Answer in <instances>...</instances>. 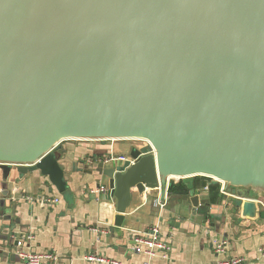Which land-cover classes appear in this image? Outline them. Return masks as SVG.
<instances>
[{
	"label": "water",
	"instance_id": "95a60500",
	"mask_svg": "<svg viewBox=\"0 0 264 264\" xmlns=\"http://www.w3.org/2000/svg\"><path fill=\"white\" fill-rule=\"evenodd\" d=\"M134 139L98 169L116 226L172 179L264 198V0H0L2 186L39 170L67 198L62 142Z\"/></svg>",
	"mask_w": 264,
	"mask_h": 264
},
{
	"label": "crops",
	"instance_id": "0c3cea01",
	"mask_svg": "<svg viewBox=\"0 0 264 264\" xmlns=\"http://www.w3.org/2000/svg\"><path fill=\"white\" fill-rule=\"evenodd\" d=\"M68 141L76 140L62 142L67 198L39 170L21 175L14 167L4 188L0 170V264H24L21 252L58 256L56 263L44 264H106L88 260L90 254L114 264H221L236 257L244 258L242 264H264V198L251 200L262 215L250 218L235 205V197L221 192V184L210 189L211 178H196L194 189L185 194L170 192V183L143 193L133 188L123 224L116 226L117 200L110 192L97 191L101 185L110 189L109 178L98 169L122 163L111 156L130 158L131 149L142 145L129 140H97V145ZM194 195L199 196L196 212ZM155 226L170 242L168 257L149 258L133 250L134 238ZM223 239L228 245L218 253L215 243Z\"/></svg>",
	"mask_w": 264,
	"mask_h": 264
},
{
	"label": "built area",
	"instance_id": "2783aa9c",
	"mask_svg": "<svg viewBox=\"0 0 264 264\" xmlns=\"http://www.w3.org/2000/svg\"><path fill=\"white\" fill-rule=\"evenodd\" d=\"M113 159L124 162L125 160H128L130 158L124 155H118V156L113 155V157L111 156V160ZM220 184H221V192L225 196L260 201L259 198L254 196H248V195L238 196L236 194H233L227 188V185L225 183L221 182ZM97 191H103L105 193L110 192L108 187L105 185H101ZM53 201L58 202L59 199L57 198ZM134 241H135V246L133 247V250L137 253H145L148 255L149 258H153L157 255L168 257L169 251L171 250L169 240H165L161 237L158 226L151 228L145 235H140L135 237ZM22 244H23V240H19L18 245L21 246ZM227 245H228V241L225 239L217 241L215 243L216 252L218 253L225 252ZM20 256L24 260V264H44L46 260H52L53 263H56V260L58 259V256L50 253L21 252ZM87 259L90 261H97L106 264L116 263L115 261L107 257L100 255H93V254L88 255ZM243 261L244 258L236 257L228 261L222 262L221 264H242ZM144 264H150V263L147 261Z\"/></svg>",
	"mask_w": 264,
	"mask_h": 264
},
{
	"label": "trees",
	"instance_id": "16d2710c",
	"mask_svg": "<svg viewBox=\"0 0 264 264\" xmlns=\"http://www.w3.org/2000/svg\"><path fill=\"white\" fill-rule=\"evenodd\" d=\"M196 178L207 179L209 177H206V176H196ZM204 183H206V181ZM218 185L211 184L210 185V189H216V188L219 187ZM169 191L172 192V193L181 192L182 194H185L188 191V187L186 186V184H184V182L182 180H180L178 183H175V182L171 181L170 182V186H169Z\"/></svg>",
	"mask_w": 264,
	"mask_h": 264
},
{
	"label": "rangeland",
	"instance_id": "374dc122",
	"mask_svg": "<svg viewBox=\"0 0 264 264\" xmlns=\"http://www.w3.org/2000/svg\"><path fill=\"white\" fill-rule=\"evenodd\" d=\"M69 143H73V144H75V145H97L99 142H101V141H95V140H76V141H68ZM67 142V143H68ZM127 142H132V143H134L135 145H146L147 144V142L146 141H143V140H136V139H134V140H129V141H127ZM244 195H248V196H254V194L253 193H247V194H244Z\"/></svg>",
	"mask_w": 264,
	"mask_h": 264
}]
</instances>
